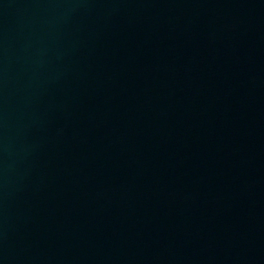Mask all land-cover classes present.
I'll return each mask as SVG.
<instances>
[{
	"label": "water",
	"instance_id": "water-1",
	"mask_svg": "<svg viewBox=\"0 0 264 264\" xmlns=\"http://www.w3.org/2000/svg\"><path fill=\"white\" fill-rule=\"evenodd\" d=\"M0 264H264V0H0Z\"/></svg>",
	"mask_w": 264,
	"mask_h": 264
}]
</instances>
